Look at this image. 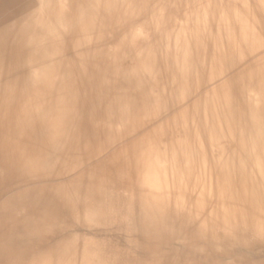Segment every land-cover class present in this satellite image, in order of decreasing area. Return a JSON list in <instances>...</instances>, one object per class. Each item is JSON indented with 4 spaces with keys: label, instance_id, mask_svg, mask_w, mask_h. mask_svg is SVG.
Returning a JSON list of instances; mask_svg holds the SVG:
<instances>
[{
    "label": "bare ground",
    "instance_id": "6f19581e",
    "mask_svg": "<svg viewBox=\"0 0 264 264\" xmlns=\"http://www.w3.org/2000/svg\"><path fill=\"white\" fill-rule=\"evenodd\" d=\"M245 3L264 25L260 0H0V264H45L51 245L37 234L68 215L54 195L67 181L83 177L93 207L131 199L138 219L151 214L162 191L155 161L142 162V183L121 180L114 127L128 101L148 113L210 77L213 58L242 43ZM156 139L168 145L165 227L96 228L85 234L89 252L110 264H264L251 219L264 203V97L233 105L219 123L210 116L196 152L168 129ZM58 255L86 264L84 241Z\"/></svg>",
    "mask_w": 264,
    "mask_h": 264
},
{
    "label": "clouds",
    "instance_id": "9594fccd",
    "mask_svg": "<svg viewBox=\"0 0 264 264\" xmlns=\"http://www.w3.org/2000/svg\"><path fill=\"white\" fill-rule=\"evenodd\" d=\"M47 7L45 5L42 8L45 15ZM259 7L264 11V0H260ZM243 8L248 10L246 15L236 11L237 17H242L244 24L242 43H236L231 49L225 50L223 59L213 58L210 77L200 73L190 90L185 89L179 95L166 94L163 107L158 105L148 113L136 109L132 102L128 101L122 118L114 127L118 140L113 143L119 142L121 148L114 155L112 164L121 180L126 181L129 186L142 183V162L146 158L155 161L162 191L156 197V205L151 214L138 219L131 199L125 204L107 203L93 207L92 189H85L83 177L78 178L75 183L67 181L54 189V195L64 204L68 215L47 223L37 234L38 242L51 245L44 256L45 264H65L58 255L60 250L67 246L75 250L82 240L86 264H92L93 261L95 264H110L107 258L102 257L100 250L89 252V245L94 242L86 239L85 234L96 228L129 230L138 227L143 229L146 235L161 233L171 211V202L167 194L168 173L162 160L166 153L161 151L168 145L159 143L157 134H162L165 129H168L171 135L179 133L182 136L179 141L180 148L196 152L203 147L202 127L207 129L210 116L219 123L221 113L231 109L233 105L242 100L259 101L264 97V25L256 18L250 4L245 3ZM58 38L54 29L53 42ZM252 58H257L259 66L255 72H245L244 69L249 66L248 62ZM157 161L160 163H156ZM51 167L54 169L55 163ZM253 179L255 180V177ZM260 187L264 188V172L261 174ZM123 195L130 196V193L125 191ZM82 204L90 205L88 212L80 210ZM251 219L258 228L254 238L264 241V203L255 207ZM30 264H35V261Z\"/></svg>",
    "mask_w": 264,
    "mask_h": 264
}]
</instances>
